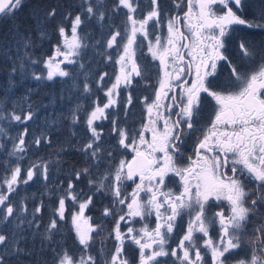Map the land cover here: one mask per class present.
<instances>
[{"label": "snow or ice", "instance_id": "snow-or-ice-1", "mask_svg": "<svg viewBox=\"0 0 264 264\" xmlns=\"http://www.w3.org/2000/svg\"><path fill=\"white\" fill-rule=\"evenodd\" d=\"M172 2L182 9L181 0ZM23 3L0 0V19L13 18ZM245 8L246 0H187L182 16L166 15L160 0H149L141 18L136 0H114L111 12L125 18L123 31L117 28L104 41L106 61L117 66L114 81L103 88L108 73L101 74L97 87L106 101L93 100L90 108L82 110L78 104L71 110V124L82 123L85 137L75 145L69 141V147L81 154L83 164L69 167L66 181H59L54 189L49 188L50 167L55 163L63 173L62 159L38 157L26 169L20 163L30 144L40 148L52 143L44 133L27 140L28 124L35 115L31 105L20 112L15 101L11 110L0 107V120L10 127L22 126L15 138L0 127V135L12 139V148L6 151L14 158V163L5 161L0 175V264H101V257L102 264H133L130 254L134 264H170L169 257L171 264H264V40L257 43L239 37L235 53L229 51L234 33L241 29L264 34V0H258V9L250 15L244 14ZM79 9L76 14L66 12L58 22L56 7L38 10L34 15L40 41L49 38L48 26L54 25L53 54L41 61L26 52L16 57L12 71L23 74L29 65L43 63L46 75L33 72V79L71 76L61 65H77L89 46L80 33L85 22L82 13L98 22L110 19L102 10L105 0H80ZM14 32L17 52L35 47L18 26ZM144 41L158 66L142 67L138 62ZM107 49L116 50L115 58ZM84 68L79 63V69ZM154 68L158 71L154 99L141 101L147 121L129 132L111 119L109 135L115 143L112 150H105L102 122L113 115L109 109L118 106L120 89L131 88L137 77L146 79ZM83 92H92L87 79ZM131 104L129 93L126 111ZM204 104L211 106L213 115L207 126L198 129ZM197 132L193 155L185 163V137ZM67 150L61 146V152ZM115 151L121 157L118 161ZM85 178L87 193L77 190L76 183ZM39 180L45 182L42 195L51 204L43 231L39 219L43 201L33 207L29 219L25 198L13 199L19 197L21 185ZM97 194L111 198L101 217H112L113 225L94 253L104 228L92 224L85 213ZM153 216L155 225L150 227L147 220ZM184 217L186 228L172 247L170 241ZM62 221L70 224L74 235L71 247L61 242ZM136 222H141L139 228ZM24 224L27 230L21 227ZM26 231L29 235H24ZM105 239L114 242L110 248Z\"/></svg>", "mask_w": 264, "mask_h": 264}, {"label": "rangeland", "instance_id": "rangeland-1", "mask_svg": "<svg viewBox=\"0 0 264 264\" xmlns=\"http://www.w3.org/2000/svg\"><path fill=\"white\" fill-rule=\"evenodd\" d=\"M56 0H49L50 3H53V7L57 8V22L60 20L61 16L65 14L68 11H71L73 14H76L79 9V3L80 0H62L60 2H55ZM90 2L95 3L96 0H90ZM137 4L139 5V8H146L149 6V0H136ZM111 5V0H105V7ZM258 9V0H246V8L244 10L245 15H250L253 11ZM36 12H34L35 14ZM32 15L34 20V37L32 36L31 39L35 44V47L28 48V49H20L19 52H17V45L15 44V53H17V56H22L24 53H30L34 50V57L31 55L32 59H39L43 61L48 56H51L53 54V45L57 42V35L53 32V26L50 24L48 26V32H49V38L45 39L43 41H40L38 38L37 33V22L35 15ZM85 16V22L81 26L80 33L82 34V31L86 33V42L88 43L87 49H89V53L93 56L95 53L98 52V57L103 53V48H97L95 51V44L93 39L96 37V35L99 33V22L96 20H89L87 19V14L82 13ZM124 20L125 18H122L118 21L119 30L121 31L124 26ZM107 20L103 21V24L106 23ZM114 24V23H112ZM112 27H107V29H111ZM246 30H243L241 32L240 37H243L246 40H253L252 37H249L247 35H243V32ZM70 34V33H69ZM108 35V31L106 30L104 33V37L106 38ZM236 44V42H235ZM235 47V45H234ZM2 50L0 51L1 54L3 53V57L7 59L10 65L14 66V62L16 61V57L13 58L11 49L13 48L12 44L7 42H3V46H1ZM236 51V48H235ZM91 58L90 56H88ZM78 59V58H77ZM62 68L67 69L71 73H78L79 72V62L77 65H65L61 66ZM93 70V69H92ZM8 74H0V81L3 82V84L0 83V107H4L7 110H11L13 108V101L16 102V111L20 112L21 108H23L24 111H27L29 108V105H31L32 110L34 111L35 115L32 121L29 122L28 128H29V136L27 137V140L31 142L32 138L34 136L40 135L41 133H44L45 135L49 136L51 134H54L55 132L52 130L53 128L57 127L54 119L58 118V113L54 112L53 105L50 102L49 93H45V90L47 91L46 87L47 84L44 83V79L37 81L38 85H42L40 88L41 93L39 94V100H40V118H36V110H35V98H34V79L32 78V73H46L47 70L43 67V63H39L36 65H29L25 72L22 74L19 71L13 72L12 70H7ZM10 72V73H9ZM93 71H89L88 73H92ZM3 76L5 80H3ZM48 96V97H47ZM27 98L26 100L24 98ZM58 97L57 93L51 94V98ZM48 99V100H47ZM43 101V102H42ZM53 122V123H52ZM0 127H3L7 130L9 137L15 138L18 135V132L20 129H22V126H15L10 127L5 120H0ZM35 131V132H34ZM35 133V135H34ZM70 137L64 136L58 141H56L57 145L54 146L53 140L50 145H42L40 148L42 153L40 154V157H42L44 160H52L55 161L56 159H62V166L66 164V162H70V158L66 155L63 157H55V153H58L61 149V146L68 149L65 154H77L80 155V153L76 152L73 148L69 147V141L73 145L76 144L77 140L82 141V135L80 133H76L75 136H73V132L71 131ZM6 146V147H5ZM50 146V147H49ZM47 147H49L47 149ZM12 148V139L5 138L3 135H0V175H3V165L5 161L13 162L14 158L9 157L7 155V151ZM44 152V155L42 156ZM49 153V156L46 157V154ZM120 155L118 157V160L120 159ZM36 147L35 145L30 144V150L27 153V156L24 160L20 161L23 168H27L32 161L36 160ZM78 160V159H77ZM73 164L76 166H80L83 164V162L78 163V161H72L70 162L68 167H63L65 171L63 173L60 172L59 168L55 163H53L50 167V183L49 188L54 189L57 185V183L61 180L66 181L67 179V170L69 167H71ZM95 175V173H93ZM43 180L30 182L29 185H21V190L19 197L13 196V199L19 201L21 197L25 198V202L28 207V218L31 219L32 217V209L35 205H38L43 201V209H42V216L39 218L41 220V227L40 231H43L44 226L47 225L49 221V217L51 214V204L49 201V197L47 195H42L45 192V188ZM77 190L83 189L85 193L88 192V186H87V178L82 179L81 181H77ZM110 197H102L101 195L97 194L95 196L94 205L90 206L88 210H86V213L90 216V214H93L91 223L92 224H103L104 231L101 233L99 237H97V240L95 242L93 252H97L100 249L101 246V239L108 236V233L111 231L112 224L111 220L112 217L103 218L100 216H95L96 211V204L102 203L101 200H104L107 204L110 203ZM69 205V212H70V206L71 201L67 202ZM99 206V205H97ZM69 221H70V214H69ZM62 236L63 240L62 243H66L67 246H73L74 242V235L70 232V224L67 222L62 221ZM23 229H28V225L24 224L21 226ZM24 235H29V233L26 231L24 232ZM95 235V234H94ZM59 239V237H57ZM104 243L108 245L110 248L113 241L109 239H105ZM101 264H102V257H101Z\"/></svg>", "mask_w": 264, "mask_h": 264}, {"label": "flooded vegetation", "instance_id": "flooded-vegetation-1", "mask_svg": "<svg viewBox=\"0 0 264 264\" xmlns=\"http://www.w3.org/2000/svg\"><path fill=\"white\" fill-rule=\"evenodd\" d=\"M114 0H111V5L106 6L105 9L108 12L109 18H106V23L103 24V21L99 22V33L96 35V37L93 39L95 44V49L97 48H103V53L98 57V52L95 53L93 56L89 53V49L85 48L82 50V59L78 58L79 63H83L85 65V68L81 71L79 70L78 73H72L71 76L66 78H60L56 77L52 81H48L44 79V83L47 84V91L45 90V93H49L50 102L53 105L54 112L58 113V118L54 119L57 127L53 128L52 130L55 132L54 134L49 135L48 137L53 140L54 146L57 145L56 141L61 139L64 136H68L70 139V133L71 131L73 133H80L82 135V141L85 137V127L84 125L78 124V125H72L70 122V114L71 110L75 108L78 104L82 106L83 108H90L92 106V101L97 100L101 102L106 101V97L103 94V91H100L97 87V81L99 79V76L105 72L108 73V76L105 77L104 81L102 82V87L107 88L111 85V83L114 81V73L117 71V66L113 62H108L105 59V43L104 41L109 38L110 34L117 30L120 26L117 24L118 21L122 18H124L123 15L115 14L111 12V6L113 4ZM182 3V9H176L172 0H160V5L162 9L164 10L165 14H180L183 15V11L187 10V0H181ZM149 7V6H148ZM140 7L138 9L139 14L142 18L144 12L148 9ZM122 12L124 10H121ZM114 23V24H112ZM112 27L111 29H107V27ZM124 27V26H123ZM108 31V35L105 38L104 33L105 31ZM243 30H246L243 32V35H247L249 37H252L254 41L259 43L261 40H264V34L259 32L250 31L248 29H241L238 33H234V39L229 44V51L232 53H235V42L236 39L240 37L241 32ZM123 31V29L121 30ZM164 34L166 35V28L163 30ZM83 36L86 39V33L82 31ZM243 38V37H242ZM139 39H143L140 37ZM119 40V37H118ZM99 41V43H97ZM87 43V42H86ZM88 44V43H87ZM108 52H111L113 54V57L115 58V49H107ZM90 56L91 58H89ZM62 59V57L60 58ZM137 59L138 62L141 64V66L145 65H151L156 64L158 66V62H154L151 59V56L147 52V41H144L143 47L139 49L137 53ZM65 66V65H61ZM93 69V70H92ZM89 71H93L92 73H88ZM40 74V73H37ZM46 75V73H44ZM225 73L222 71L221 79L224 78ZM157 76L158 71L156 68L152 69L151 74H146V79H141L139 77L134 79V84L129 89H120V96L118 97L119 104L116 108L109 109V112L113 115L110 117L109 120H105L102 122V128L101 131L103 133V141H104V148L105 150H112V145L115 143L114 137L110 136V129H111V119H115L119 122L120 126L126 127L129 132L138 130L140 128V125L142 123H145L147 121V113L144 107V104L141 102L144 97H148V102H151L152 99H154V89L157 86ZM87 79L88 83L90 84V87L92 89V92L90 94H85L83 92V84L85 80ZM42 85L37 84V80L34 79V98H35V110H36V118H40V100H39V94L41 93L40 88ZM57 93L58 97L51 98V94ZM129 93L132 95V104L127 107V111L125 110V103L127 100V96ZM171 95V93H170ZM48 97V96H47ZM48 100V99H47ZM43 102V101H42ZM170 101H165V103H168ZM213 112L212 108L208 104H204L202 107V111L200 114L199 119L196 122V127L198 129H203L205 126H207L210 123V120L212 118ZM81 121L83 120V111L80 114ZM53 123V122H52ZM35 132V131H34ZM35 135V133H34ZM197 135H200L199 132L193 133L190 135H186L185 141L183 144V151H184V162H187V157L189 155H193V148L196 141ZM51 146V145H50ZM49 146V147H50ZM47 147V149L49 148ZM118 147V146H117ZM43 150L41 148H36V158L40 157V154ZM60 156H68L70 158V162L72 159L74 161L83 162L82 156L77 155L75 153L73 154H65L66 151H59ZM44 155V152L42 156ZM129 153V157H130ZM49 156V153L46 154V157ZM116 160L118 161L119 157V151H115ZM55 157H57V153H55ZM78 159V160H77ZM69 160L66 162V164L63 167H68L70 164ZM178 182L176 184V188H178ZM128 191H131V188L128 189ZM102 203H97L95 216H100L102 208L104 206H107L108 204L101 200ZM99 205V206H97ZM71 210V207H70ZM216 209H213V211ZM88 215L87 213H85ZM93 214H90L92 216ZM89 216V215H88ZM147 223L150 227H154L155 225V217H150L147 220ZM111 224L113 225V218L111 220ZM187 224V217H184L182 221H178V226L175 231V239L170 241V246L175 247L176 243L178 242L179 237L183 234V231L186 228ZM128 225L124 224L122 225L123 229H126ZM141 226V222H136L135 227L139 228ZM214 236L216 233L213 231L212 233ZM134 249V246H131ZM130 259L133 260V264L135 261V257L130 254ZM171 264V258H168Z\"/></svg>", "mask_w": 264, "mask_h": 264}, {"label": "trees", "instance_id": "trees-1", "mask_svg": "<svg viewBox=\"0 0 264 264\" xmlns=\"http://www.w3.org/2000/svg\"><path fill=\"white\" fill-rule=\"evenodd\" d=\"M62 0H56L55 2H60ZM53 7V3H50L49 0H24L23 6L16 12L15 16L11 19H0V51L2 50L3 42L11 43L13 48L11 49L13 58L16 57L15 53V40L16 34L14 32L15 27H19V32L21 34H26L30 38L34 37V20L32 15L34 12H37L40 9ZM22 50V48H21ZM34 54V50L31 52V55ZM34 57V55H33ZM13 66L9 64L7 59L3 57V53L0 52V74H8L7 70H12ZM10 73V72H9ZM3 80H5L3 76ZM1 84L3 82L0 81ZM12 125L11 127H15ZM27 259V257H25Z\"/></svg>", "mask_w": 264, "mask_h": 264}]
</instances>
